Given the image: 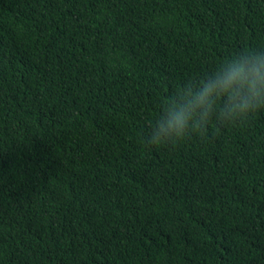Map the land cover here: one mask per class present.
Masks as SVG:
<instances>
[{"label": "trees", "instance_id": "obj_1", "mask_svg": "<svg viewBox=\"0 0 264 264\" xmlns=\"http://www.w3.org/2000/svg\"><path fill=\"white\" fill-rule=\"evenodd\" d=\"M264 0H0V264H264V111L140 133Z\"/></svg>", "mask_w": 264, "mask_h": 264}, {"label": "clouds", "instance_id": "obj_2", "mask_svg": "<svg viewBox=\"0 0 264 264\" xmlns=\"http://www.w3.org/2000/svg\"><path fill=\"white\" fill-rule=\"evenodd\" d=\"M264 111V47H241L178 85L140 133L146 149L175 147L213 125H246Z\"/></svg>", "mask_w": 264, "mask_h": 264}]
</instances>
